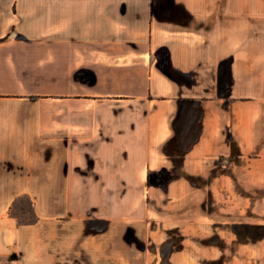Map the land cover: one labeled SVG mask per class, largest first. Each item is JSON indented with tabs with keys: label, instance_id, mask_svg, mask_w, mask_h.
<instances>
[{
	"label": "crops",
	"instance_id": "crops-1",
	"mask_svg": "<svg viewBox=\"0 0 264 264\" xmlns=\"http://www.w3.org/2000/svg\"><path fill=\"white\" fill-rule=\"evenodd\" d=\"M0 259L264 264V0H0Z\"/></svg>",
	"mask_w": 264,
	"mask_h": 264
},
{
	"label": "trees",
	"instance_id": "trees-1",
	"mask_svg": "<svg viewBox=\"0 0 264 264\" xmlns=\"http://www.w3.org/2000/svg\"><path fill=\"white\" fill-rule=\"evenodd\" d=\"M166 175V171L152 172L149 175V183L155 185L158 179L166 177Z\"/></svg>",
	"mask_w": 264,
	"mask_h": 264
},
{
	"label": "rangeland",
	"instance_id": "rangeland-1",
	"mask_svg": "<svg viewBox=\"0 0 264 264\" xmlns=\"http://www.w3.org/2000/svg\"><path fill=\"white\" fill-rule=\"evenodd\" d=\"M18 205H21V207L24 208V210L27 209V202L24 199H22L20 202H18ZM20 217H22V215H20ZM182 233H184L183 235H198V231L193 230V229L183 231Z\"/></svg>",
	"mask_w": 264,
	"mask_h": 264
},
{
	"label": "built area",
	"instance_id": "built-area-1",
	"mask_svg": "<svg viewBox=\"0 0 264 264\" xmlns=\"http://www.w3.org/2000/svg\"><path fill=\"white\" fill-rule=\"evenodd\" d=\"M0 264H6V263H4L2 259H0Z\"/></svg>",
	"mask_w": 264,
	"mask_h": 264
}]
</instances>
